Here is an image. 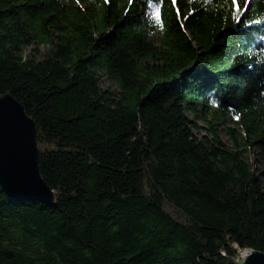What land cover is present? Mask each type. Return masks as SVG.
<instances>
[{
    "label": "trees",
    "instance_id": "16d2710c",
    "mask_svg": "<svg viewBox=\"0 0 264 264\" xmlns=\"http://www.w3.org/2000/svg\"><path fill=\"white\" fill-rule=\"evenodd\" d=\"M6 95L36 124L55 202L0 187V264L264 253V0H0Z\"/></svg>",
    "mask_w": 264,
    "mask_h": 264
},
{
    "label": "water",
    "instance_id": "95a60500",
    "mask_svg": "<svg viewBox=\"0 0 264 264\" xmlns=\"http://www.w3.org/2000/svg\"><path fill=\"white\" fill-rule=\"evenodd\" d=\"M35 122L12 96L0 98V187L18 202L53 205L55 195L43 179ZM240 264H264V253L246 252Z\"/></svg>",
    "mask_w": 264,
    "mask_h": 264
},
{
    "label": "rangeland",
    "instance_id": "374dc122",
    "mask_svg": "<svg viewBox=\"0 0 264 264\" xmlns=\"http://www.w3.org/2000/svg\"><path fill=\"white\" fill-rule=\"evenodd\" d=\"M103 87H104V89L110 88L112 90L118 91V87L116 85H114L111 81H109L107 78L104 79ZM198 125H199L200 129L196 132L197 136H199V138L207 137L209 139H212V135L209 132V128H208V125L206 124V122H204L201 119V120H199ZM236 128L237 127H236L235 123H233V122H228L226 127L223 124H220L217 127L218 136H219L220 140L229 148L233 147V143H232L231 137L227 133L226 129H234L235 130ZM240 135H243V133L240 132ZM243 148L244 147H241L242 150H243ZM252 161L254 162V165L256 168H258L261 171H264V156L258 150H256L253 153ZM246 252H251V251H244L243 256H244V253H246Z\"/></svg>",
    "mask_w": 264,
    "mask_h": 264
},
{
    "label": "snow or ice",
    "instance_id": "6c2138e0",
    "mask_svg": "<svg viewBox=\"0 0 264 264\" xmlns=\"http://www.w3.org/2000/svg\"><path fill=\"white\" fill-rule=\"evenodd\" d=\"M239 10V9H238ZM156 18H157V20H159V11H157V13H156Z\"/></svg>",
    "mask_w": 264,
    "mask_h": 264
},
{
    "label": "bare ground",
    "instance_id": "6f19581e",
    "mask_svg": "<svg viewBox=\"0 0 264 264\" xmlns=\"http://www.w3.org/2000/svg\"><path fill=\"white\" fill-rule=\"evenodd\" d=\"M246 254H244V256H245Z\"/></svg>",
    "mask_w": 264,
    "mask_h": 264
}]
</instances>
